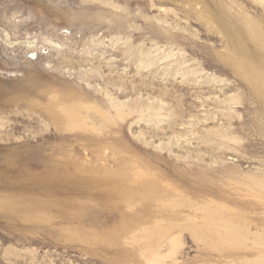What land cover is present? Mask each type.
I'll use <instances>...</instances> for the list:
<instances>
[{
  "label": "rangeland",
  "instance_id": "374dc122",
  "mask_svg": "<svg viewBox=\"0 0 264 264\" xmlns=\"http://www.w3.org/2000/svg\"><path fill=\"white\" fill-rule=\"evenodd\" d=\"M226 263L264 264V0H0V264Z\"/></svg>",
  "mask_w": 264,
  "mask_h": 264
},
{
  "label": "bare ground",
  "instance_id": "6f19581e",
  "mask_svg": "<svg viewBox=\"0 0 264 264\" xmlns=\"http://www.w3.org/2000/svg\"><path fill=\"white\" fill-rule=\"evenodd\" d=\"M257 23V22H256ZM260 32V31H259ZM6 42H8L9 44H11V45H13L14 44V42H12L11 40H10V37H9V35L8 34H6ZM28 43H30V42H28ZM77 112V111H76ZM222 220V219H221ZM224 221H225V219H224ZM229 221V220H228ZM222 223V222H221ZM220 225H223V223L222 224H220ZM219 225V226H220ZM234 227L233 226H231L229 223H224V225L222 226V235H221V239H222V241H221V239L220 238H218V241L220 240L221 242H222V244H223V246H224V248H223V250L226 248H229L230 246H231V244H233L234 242V239L236 238V239H238L237 238V236H234L235 234V232H237V230L235 231L234 229H233ZM221 230V229H220ZM219 230V231H220ZM246 230V229H245ZM240 231V230H239ZM246 232V231H245ZM244 233V232H243ZM221 234V233H220ZM220 236V235H219ZM241 238V237H240ZM239 238V239H240ZM235 239V240H236ZM238 239V240H239ZM241 240V239H240ZM219 241V242H220ZM242 241H243V239H242ZM236 242H237V240H236ZM238 243V242H237ZM244 243H245V241H244ZM221 245V244H220ZM236 245V244H235ZM235 245L233 244V246L235 247ZM241 246V245H240ZM233 247V248H234ZM256 247V246H255ZM257 247H259V246H257ZM232 248V247H231ZM231 248H229V249H231ZM260 259H262V256H260L259 257ZM234 259V258H233ZM234 261H235V259H234ZM235 262H237V260L235 261ZM227 264V263H226ZM230 264V263H229Z\"/></svg>",
  "mask_w": 264,
  "mask_h": 264
}]
</instances>
